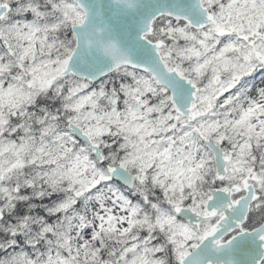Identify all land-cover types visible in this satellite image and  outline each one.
Returning a JSON list of instances; mask_svg holds the SVG:
<instances>
[{"label":"snow or ice","instance_id":"1","mask_svg":"<svg viewBox=\"0 0 264 264\" xmlns=\"http://www.w3.org/2000/svg\"><path fill=\"white\" fill-rule=\"evenodd\" d=\"M0 264H264V0H0Z\"/></svg>","mask_w":264,"mask_h":264}]
</instances>
